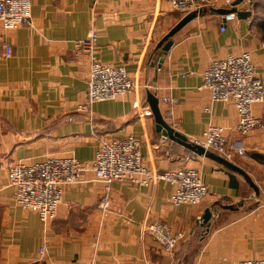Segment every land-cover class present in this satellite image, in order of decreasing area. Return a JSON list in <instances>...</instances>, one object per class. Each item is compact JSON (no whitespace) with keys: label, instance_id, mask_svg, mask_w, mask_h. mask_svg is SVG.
<instances>
[{"label":"crops","instance_id":"obj_1","mask_svg":"<svg viewBox=\"0 0 264 264\" xmlns=\"http://www.w3.org/2000/svg\"><path fill=\"white\" fill-rule=\"evenodd\" d=\"M230 8L218 0L216 9ZM208 9L171 38L172 47L160 58L156 46L184 17L166 0H31L33 28L5 31L0 23V264H238L264 258V196L256 200L241 176L205 157L195 154L186 163L191 152L156 133L152 116L135 114V103L147 104L152 89L164 121L171 124L170 109L175 131L187 139L201 136L209 123L227 128L230 143L241 149L232 163L261 188L264 166L251 154H264V129L241 138L234 107L217 103L207 114L209 93L197 87L208 64L227 53L248 52L264 81V40L250 17L220 32L221 16ZM93 30L98 60L124 68L137 88L80 112L89 60L72 43ZM5 44L12 48L9 58ZM163 98L173 103L167 106ZM253 111L264 122V102ZM129 134L141 142L142 158L154 171L184 166L198 171L208 189L204 201L174 208L165 182L146 188L115 182L110 211L103 214L97 209L103 186L87 182L93 176L85 173L86 182L65 189L50 224L15 205L6 179L11 162L48 156L91 162L101 138ZM252 200L257 203L249 204ZM207 210L210 224L202 227L196 218ZM157 222L185 235L172 255L144 231ZM43 246L47 252L39 258Z\"/></svg>","mask_w":264,"mask_h":264},{"label":"built area","instance_id":"obj_2","mask_svg":"<svg viewBox=\"0 0 264 264\" xmlns=\"http://www.w3.org/2000/svg\"><path fill=\"white\" fill-rule=\"evenodd\" d=\"M172 11L182 16L200 9H216L218 0H166ZM230 8L231 0H224ZM31 0H0V23L5 31L19 28H33ZM237 20V15L229 13L221 16L220 32H224L226 24ZM98 34L91 31L81 40L72 43L76 51L87 55L89 71L85 89L86 100L77 111L89 112V107L99 102H111L129 92H134L137 84L121 66L106 65L96 57ZM5 58L12 55V48L5 44ZM160 69V68H159ZM158 69V71H159ZM201 84L197 90L209 93L210 106L205 109L212 112V105L229 104L237 114L235 131L243 138L254 131L264 129V122L254 114V107L264 102V81L256 73L252 57L248 52L238 55L227 53L223 58L213 59L201 74ZM156 90V88H155ZM170 106L173 101L163 98ZM138 119L152 116L147 104L135 103ZM170 125L175 130L169 109ZM227 128L211 123L201 136L188 139L205 151L213 152L226 161L233 162L234 153L241 152L237 145H232L227 135ZM94 153L93 161L78 162L72 156L44 157L31 163L22 161L11 162L7 166V186L12 190L13 201L25 211L35 212L43 225L56 219L58 208L62 204L65 189L86 182L85 173H92L93 179L87 182H98L103 186V194L98 200L97 209L103 214L110 211L111 186L115 182H128L146 188L152 183L165 182L171 187L169 202L174 208L181 206L196 207L208 195L202 176L189 167L168 170L162 173L154 171L145 164L141 155V142L129 134L121 137H103ZM195 157L191 153L185 156L188 163ZM215 213V217H216ZM202 216L196 218L199 224ZM144 231L156 241L162 251L172 255L173 251L185 240L183 232H176L167 223H150ZM46 247L38 249V256H45ZM84 264H95L87 262ZM238 264H264L263 259H246Z\"/></svg>","mask_w":264,"mask_h":264},{"label":"water","instance_id":"obj_3","mask_svg":"<svg viewBox=\"0 0 264 264\" xmlns=\"http://www.w3.org/2000/svg\"><path fill=\"white\" fill-rule=\"evenodd\" d=\"M245 0H235L233 4L231 5L230 9H211L209 8L212 13H215L217 15L223 16L225 14L234 13L237 15V18L240 20H246L249 17H251V11L249 9L251 3L250 0L247 1V3H244ZM204 12H206L205 9H200L196 11L190 12V14L184 16L176 25H174V28L168 32L158 43V45L155 48V52L158 53V58L164 53H166L173 45L171 42V38L175 36L177 32H179L181 29L184 28L187 24H189L192 20L200 17ZM161 63V60L158 61V64ZM155 65V64H154ZM146 95L147 105L149 109L151 110L152 117L154 118V124L156 133L162 135L167 140L173 142L176 145H179L183 147L184 149L188 150L189 152L205 157L208 160H212L216 162L217 164L221 165L227 170H230L232 172L237 173L239 176L243 178V180L246 182L249 188L253 190L254 197L259 196V188L254 184L250 176L243 172L239 167L234 165L230 161H226L220 156H217L213 152L205 151L202 147H200L197 144L190 143L186 137L181 135L180 133H177L170 125H168L160 112V109H158V99L156 97V93L154 90L150 89L148 90ZM136 114V112H135ZM221 210H236V205H229V206H218ZM211 219V213L209 210H207L204 215L202 216V221L200 223V226H209ZM206 231L204 230L202 232V235H205Z\"/></svg>","mask_w":264,"mask_h":264},{"label":"rangeland","instance_id":"obj_4","mask_svg":"<svg viewBox=\"0 0 264 264\" xmlns=\"http://www.w3.org/2000/svg\"><path fill=\"white\" fill-rule=\"evenodd\" d=\"M248 0H245L244 3H247ZM250 11L252 13L250 17V25L254 26L260 32V38L264 40V0H250ZM261 188H259V196L256 197V200L261 196H264V183H261ZM258 188V187H257ZM257 202L250 201L249 204L254 205Z\"/></svg>","mask_w":264,"mask_h":264},{"label":"trees","instance_id":"obj_5","mask_svg":"<svg viewBox=\"0 0 264 264\" xmlns=\"http://www.w3.org/2000/svg\"><path fill=\"white\" fill-rule=\"evenodd\" d=\"M251 155H252V158L254 159V161H256L258 164H262L264 166V154L263 153H260V154L253 153Z\"/></svg>","mask_w":264,"mask_h":264},{"label":"bare ground","instance_id":"obj_6","mask_svg":"<svg viewBox=\"0 0 264 264\" xmlns=\"http://www.w3.org/2000/svg\"><path fill=\"white\" fill-rule=\"evenodd\" d=\"M196 11V10H195ZM2 26V25H1ZM3 28V27H2Z\"/></svg>","mask_w":264,"mask_h":264}]
</instances>
